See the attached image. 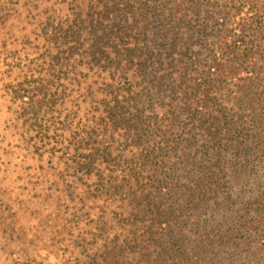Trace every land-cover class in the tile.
Segmentation results:
<instances>
[{
  "label": "trees",
  "instance_id": "trees-1",
  "mask_svg": "<svg viewBox=\"0 0 264 264\" xmlns=\"http://www.w3.org/2000/svg\"><path fill=\"white\" fill-rule=\"evenodd\" d=\"M263 13L0 0V264H86L34 252V226L11 218L32 189V213L45 189L63 222L98 217L115 257L90 264H264ZM14 149L31 176L9 170Z\"/></svg>",
  "mask_w": 264,
  "mask_h": 264
},
{
  "label": "rangeland",
  "instance_id": "rangeland-1",
  "mask_svg": "<svg viewBox=\"0 0 264 264\" xmlns=\"http://www.w3.org/2000/svg\"><path fill=\"white\" fill-rule=\"evenodd\" d=\"M13 153L10 157L9 170L19 172L25 178H27L26 176H31L32 174L28 168L26 167L25 169V166L19 162L21 159H24L26 162L23 156L26 152L14 149ZM50 157L47 154L43 156V159L47 160ZM37 178L41 181L47 177L41 173ZM59 185L62 186L61 178ZM32 190L27 191L24 196V200L28 202V208L17 210L13 207L11 218L14 222L26 219L28 228L34 226L35 241L33 250L40 258L45 260L44 253L47 252L46 249L51 251L50 260L53 263L61 261L62 257H73L80 260L84 259L86 264H90L89 258L98 253L103 256V260L115 257L111 256L110 239L105 234L103 238H100L98 234L99 230L94 229L93 218L96 219L98 218L97 216H88L90 219H85L82 214L76 217L71 216L63 222L61 211H69L70 208L65 207V202L62 201L60 193L46 191L45 189L36 195L37 209L32 213L30 209V201L34 193ZM78 227L82 229L81 232L78 231ZM91 232H95L97 238L90 246L85 248L82 246V243L87 242ZM27 234V230H21L19 236L16 237H23L24 239L27 237ZM10 236L14 235L11 233ZM59 240H62V245L59 243ZM73 264H76V262H73Z\"/></svg>",
  "mask_w": 264,
  "mask_h": 264
}]
</instances>
